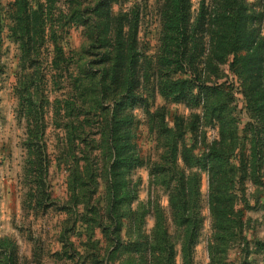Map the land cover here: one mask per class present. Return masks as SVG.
I'll return each mask as SVG.
<instances>
[{"label":"rangeland","instance_id":"374dc122","mask_svg":"<svg viewBox=\"0 0 264 264\" xmlns=\"http://www.w3.org/2000/svg\"><path fill=\"white\" fill-rule=\"evenodd\" d=\"M190 2L194 74L164 0H0V264H264V0Z\"/></svg>","mask_w":264,"mask_h":264},{"label":"trees","instance_id":"16d2710c","mask_svg":"<svg viewBox=\"0 0 264 264\" xmlns=\"http://www.w3.org/2000/svg\"><path fill=\"white\" fill-rule=\"evenodd\" d=\"M164 12L162 14L163 16V22H164V31L165 34L169 32L170 28H173L175 30V34L177 35L178 44L177 47L181 49L180 54V62H181V69L183 70H191L192 73H196L198 70L197 64L201 62L202 57V51L205 50L204 46H201L202 40L204 39V33H205V9L202 8L200 14L197 16L196 19L191 18L190 14V7L191 2L190 0H164ZM171 6V9H170ZM135 23L138 21L139 17L138 15L134 16ZM131 19L128 20V25L131 28ZM234 29V28H233ZM217 34H220L222 36L224 34V31ZM233 38H226L225 40H222V38L218 37L216 40V46L217 48V54H215L216 59H218L221 63H223L226 59V56H229L234 53L233 59H236L238 63L241 65L236 68V70H239L243 74H239L241 77V81L243 84H248L247 80L248 78H251L252 81L250 84H255V75L252 74V68L249 67V61L251 57V53L248 52L244 56L237 57V51L238 49L235 48V46L240 43L239 38H241L244 34L245 36L248 35V32L244 29V31L241 33L238 31V27L234 30ZM226 50L225 54L222 52ZM128 52V51H127ZM221 52V53H220ZM132 53L129 50V54ZM124 55V54H123ZM224 55V56H223ZM186 61V65L183 66V62ZM133 63V61L131 62ZM186 67V68H185ZM238 71V72H239ZM195 78V77H194ZM131 86L127 88V91L130 92ZM29 107H32L35 111V115L37 118V124H36V130L39 129V133L32 136V146L36 147V158H35V175L33 178L35 179L39 185H44L45 178L47 175V170L49 167V159L46 151L44 150V143L42 142V138L44 135L43 132V124H44V117L42 115L44 103L41 102L38 105H34V101L30 99L29 101ZM41 134V135H40ZM223 135V132L221 133ZM221 152H214V155H209V159L213 158H221ZM211 161V160H210ZM209 161V162H210ZM33 163V161H32ZM211 164V162H210ZM212 166V165H211ZM215 200V198L213 199ZM217 209V206H216ZM215 211V208H213ZM189 251L188 246L183 247L184 254H187Z\"/></svg>","mask_w":264,"mask_h":264}]
</instances>
